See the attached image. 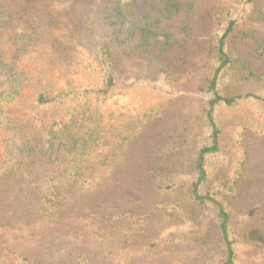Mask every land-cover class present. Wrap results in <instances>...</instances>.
Returning a JSON list of instances; mask_svg holds the SVG:
<instances>
[{
    "label": "rangeland",
    "instance_id": "374dc122",
    "mask_svg": "<svg viewBox=\"0 0 264 264\" xmlns=\"http://www.w3.org/2000/svg\"><path fill=\"white\" fill-rule=\"evenodd\" d=\"M104 1L34 32L22 10L40 16L54 0H0V264H213L223 246L189 189L208 137L201 91L228 19L218 91L260 100L214 109L219 150L200 192L229 212L236 264H264V243L246 240L254 229L264 238V0H122L117 39ZM102 45L116 87L97 97ZM60 92L37 107L39 93ZM50 187L56 220L34 214Z\"/></svg>",
    "mask_w": 264,
    "mask_h": 264
},
{
    "label": "trees",
    "instance_id": "16d2710c",
    "mask_svg": "<svg viewBox=\"0 0 264 264\" xmlns=\"http://www.w3.org/2000/svg\"><path fill=\"white\" fill-rule=\"evenodd\" d=\"M31 1V0H30ZM87 0H54L52 6L40 16H34L28 11L22 10V15L32 21V25L35 27L34 32L38 30L40 26L46 24L49 26L50 24L56 23V17H64L69 16L72 12L73 8L78 10V8ZM152 1V0H146ZM126 2V3H125ZM124 4L122 0H105V10L107 13V17L112 19L111 27L113 26L112 33L117 39L122 30V27L126 21V7L130 6L128 1H125ZM248 4L252 3V0H246ZM169 14V12H167ZM9 16L8 13L0 11V22L3 19H6ZM3 17V18H1ZM82 29L91 30V22L87 23L86 18L83 17L82 21ZM237 21L233 19H228L224 22L223 28L219 31L221 34L216 35L214 40V50H215V69L207 82V85L204 90L201 91L203 94V99L206 100V108H205V125L206 130L208 131L207 142L202 144L198 153L194 160V179L190 185L189 189V197L190 199L198 204L199 206L207 207L210 209V215L213 217L214 224L216 230L220 237L221 245L223 246V252L220 255H217V258L213 264H236L237 259V242L236 239L232 235L231 222H230V214L223 206L222 203L216 199L215 195H203L200 192V186L205 181L206 172L204 169L205 161L208 156L213 155L219 150V135L220 130L215 124L214 120V109L218 106H226L231 107L234 104H237L239 101L243 100H251V101H259L260 99L254 97L252 95H232V96H224L219 91V78L223 70H225L231 63V56L227 51V36L232 31ZM36 24V25H35ZM104 24V23H103ZM73 26V25H72ZM101 27H103L101 25ZM76 32V28L73 26V29L70 34ZM144 33L148 38H156L160 35H157L151 31H149L148 27H145ZM69 40V39H68ZM72 40L73 37H72ZM75 43V41H74ZM103 52L99 55L100 61L98 62L101 67V72L104 74V81L102 85L91 91V93L97 97H106L108 96L113 89L116 87L115 78L111 69L110 60L108 57L110 54L108 53L107 45H102L99 49ZM98 56V55H96ZM69 94L66 92H60L55 95L39 93L35 102L37 107L50 105L62 99L63 97H67ZM3 93H0V123L2 121V112H1V103ZM264 102V101H263ZM26 147L25 144H21V148L24 149ZM62 198L57 195L56 191L50 187L48 191H46L40 198L41 205L39 208L34 209V214H38L41 217H44L46 220H56L57 218V210L61 207ZM252 215V211L243 215V218L246 220ZM246 240L256 245H261L264 243L263 236L257 230H251L246 235ZM15 260L19 264H34L33 262L21 259L16 257Z\"/></svg>",
    "mask_w": 264,
    "mask_h": 264
}]
</instances>
